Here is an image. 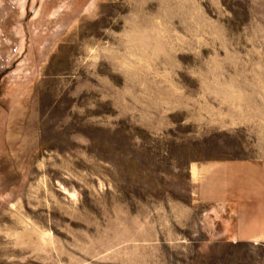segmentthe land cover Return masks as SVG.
<instances>
[{
    "label": "rangeland",
    "instance_id": "1",
    "mask_svg": "<svg viewBox=\"0 0 264 264\" xmlns=\"http://www.w3.org/2000/svg\"><path fill=\"white\" fill-rule=\"evenodd\" d=\"M0 264H264V0H0Z\"/></svg>",
    "mask_w": 264,
    "mask_h": 264
}]
</instances>
